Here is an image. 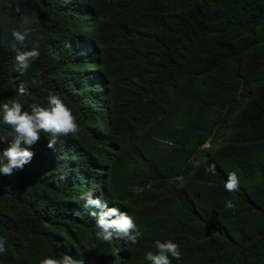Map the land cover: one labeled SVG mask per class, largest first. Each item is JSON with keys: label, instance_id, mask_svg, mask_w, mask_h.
I'll use <instances>...</instances> for the list:
<instances>
[{"label": "trees", "instance_id": "16d2710c", "mask_svg": "<svg viewBox=\"0 0 264 264\" xmlns=\"http://www.w3.org/2000/svg\"><path fill=\"white\" fill-rule=\"evenodd\" d=\"M17 2L0 0V104L51 92L81 130L55 151L42 133L32 162L0 176V264H119L88 191L143 233L128 264H149L157 239L180 245V264H264V0H23L16 15ZM35 20L41 54L21 74L10 29Z\"/></svg>", "mask_w": 264, "mask_h": 264}, {"label": "clouds", "instance_id": "9594fccd", "mask_svg": "<svg viewBox=\"0 0 264 264\" xmlns=\"http://www.w3.org/2000/svg\"><path fill=\"white\" fill-rule=\"evenodd\" d=\"M22 3L23 0H18L14 8L9 5L11 12L20 15ZM38 22V20L29 21L28 26L10 29L14 41L11 47L16 51V70L21 74L28 71L41 54L38 44L32 43L37 29L31 25ZM17 95L25 97L30 96L31 93L21 84ZM0 116L5 124L11 126L14 133L11 141L8 136H0V144L8 145L0 153V176H11L32 162L35 156L32 147L40 142L42 133L47 139V147L55 151L60 137H77L81 130L72 109L60 96L51 92L47 97V106L33 103L30 110H25L19 100L13 99L0 104ZM205 172L215 174V164L205 167ZM131 187L136 188L135 185ZM224 187L228 192L239 190L240 178L236 172L228 173ZM81 199L84 201L83 207L88 209V214L96 221L99 229L96 238L115 246L110 263L128 264L124 260L133 252L134 245L139 243L143 235L134 219L123 212V205L117 202L109 206L92 191L83 193ZM225 207L234 211L236 205L229 199ZM6 244V238L0 237V254L7 252ZM154 247L155 252L148 251L144 256V260L149 264H180L182 251L177 242L171 239L162 242L157 239ZM40 264H80V262L65 254L58 258L45 257Z\"/></svg>", "mask_w": 264, "mask_h": 264}]
</instances>
